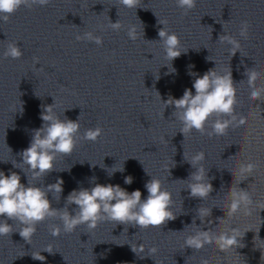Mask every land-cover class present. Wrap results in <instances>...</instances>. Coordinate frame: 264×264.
Instances as JSON below:
<instances>
[{"label":"water","instance_id":"obj_1","mask_svg":"<svg viewBox=\"0 0 264 264\" xmlns=\"http://www.w3.org/2000/svg\"><path fill=\"white\" fill-rule=\"evenodd\" d=\"M158 19L166 20V27L188 49L171 65L158 41V31L164 27ZM118 20L121 30L108 27L110 21ZM244 20L251 26L248 39L239 35ZM133 25L138 33L143 31L135 42L126 34ZM86 31L102 36L103 45L75 39ZM224 31L241 45L232 57L231 46L218 41ZM12 41L22 49L19 59L3 56ZM34 57L39 58L35 68ZM215 67L218 72L230 67L238 89L236 112L247 115L248 122L230 128L226 136L209 138L193 131L184 138L180 121L172 116L175 107L165 108L161 102L169 96L181 98L186 88L195 94V77L189 72L202 76ZM253 67L264 72V0H197L187 15L175 0H141L136 9L120 5L119 0H52L47 6H22L7 23L0 21V171L17 172L25 185L32 180L26 165L14 168L12 162L22 163L20 153L43 123V106L53 104L55 98L60 118L80 116L81 127L72 154L58 155L54 171L32 180L44 187L58 178L64 181L60 195L48 193L52 207L63 209L71 191L94 183L118 184L129 193L139 189L146 199L144 185L155 177L172 193L176 215L161 228L140 230L104 222L91 231L86 225L71 234L62 230L59 237L50 234L49 225L62 228L61 221L49 218L37 225L31 244L19 235L20 225L9 220L15 231L0 237V264H200L212 246L198 252L183 248L185 237L196 230L193 220L209 230L218 225L217 218H226L220 208L223 197L241 179L233 173L239 162L255 160L264 141V119L260 118H264V101L249 99L246 82L245 73ZM262 83L264 77L257 85ZM96 126L103 128L96 142L82 139L86 129ZM199 151L206 154L203 163L214 189L207 200L191 197L187 188L189 175L196 169L184 153L190 159ZM122 168L123 172L116 171ZM108 171L116 172L110 177ZM126 176L133 177L131 185L124 183ZM67 207L74 214L76 205ZM199 207L212 209L203 224L197 216ZM142 243L145 251L137 255L131 244ZM49 246L52 253L44 251ZM151 246L158 249L153 256L148 255ZM39 252L44 261L32 258Z\"/></svg>","mask_w":264,"mask_h":264},{"label":"clouds","instance_id":"obj_2","mask_svg":"<svg viewBox=\"0 0 264 264\" xmlns=\"http://www.w3.org/2000/svg\"><path fill=\"white\" fill-rule=\"evenodd\" d=\"M51 2L52 0H0V21L7 23L22 6L31 9L33 6H47ZM175 2L176 6L183 10L184 15H187L197 5V0H175ZM119 4L128 9H136L140 6L141 0H119ZM158 23L164 25L158 31V41L163 47L164 58L171 65L173 60L180 57L182 53H186L188 49L184 50L179 36L166 27V20L158 19ZM108 27L113 31H119L122 24L120 20L115 23L110 21ZM250 27L247 20L241 21L239 35L248 39ZM224 33L219 36L218 41L231 46L229 54L232 57L239 51L241 45L233 35L225 31ZM126 34L131 41L135 42L141 35L143 36V31L138 33L137 28L133 25L127 29ZM75 39L92 42L97 46L103 45V37L95 35L91 31L77 34ZM22 55V49L17 42L7 43L3 53L5 58L19 59ZM207 59L211 60L209 57ZM37 64H39V58L34 57L33 67L35 68ZM36 70L42 71L43 69ZM170 71L175 72V69L171 68ZM189 75L195 77L192 84L195 94L191 89L186 88L181 98L176 99L169 96L166 101L161 102L157 92L159 100L165 105V108L175 107L172 116L175 117V120L180 121L182 125L180 132L184 138L193 131L207 135L209 138L222 137L228 134L230 128H239L247 124L248 116L236 112L239 104L238 89L230 67L227 72H218L215 67L207 70L202 76L195 72H189ZM245 75L247 76V85L251 89L249 99L253 102L264 101V83L257 85V81L264 77V72L253 67L248 69ZM55 105L54 98L53 104L43 106L40 115L43 123L40 128L34 130L29 146L20 153L22 163L12 162L14 168L23 169L22 166L26 165L32 180L44 178L54 171V162L57 156H70L78 143V133L81 127L80 116L77 120L67 117L61 119L55 111ZM257 108L259 107L257 106ZM256 114L260 116V110ZM249 115L252 113L250 112ZM260 118L264 119L261 116ZM102 134L103 128L96 126L86 129L82 139L96 142ZM184 158L196 169L190 173L187 180L189 181L187 188L190 189V196L207 200L214 189L203 163L206 160L205 152L199 151L190 159L184 153ZM259 168L260 164L257 161L249 160L238 163L237 172L232 173L235 179L237 175L241 179L239 183H234L224 195V205L220 207L226 212V218H217L218 225L215 228H209V230L198 227L194 219L191 226H194L196 230L185 237L183 248H192L198 252L206 246L214 245L219 252L227 254L230 251L237 253L238 247H244L240 243V238L250 229L242 232L240 226L226 222L237 217L240 219L251 217L253 213H257L259 216V211L264 210V195L254 199L256 197L254 183L249 186V189L238 187L240 182L249 176L255 177ZM123 170L122 168L116 171L123 172ZM167 170L169 171V169ZM116 171H108L109 176L111 177ZM96 179L93 177V182ZM32 180L28 179V183L25 185L21 183V176L17 172L10 171V174L6 175L4 171H0V237L10 236L15 231L13 224L8 223L9 220L20 225L19 235L31 244L32 238L37 232V225L49 218H58L62 223V228L58 224L49 225V231L53 237H59L62 230L64 233L71 234L81 225H86L87 229L91 231L95 230L100 223L114 222L115 225H132L138 226L140 230H146L151 227L161 228L168 221L176 219V215L172 211V193L163 187L160 179L155 177H152L144 185L148 193L146 199H142L139 189L129 193L118 184L94 183L93 187L71 191L66 197V206L63 209L52 207L48 198L49 192L59 195L63 192L64 181L62 179L58 178L55 183L49 184L47 187L37 186ZM124 183L131 185L133 177L126 176ZM73 204L76 205L74 214L70 213L67 207ZM211 215V208L199 207L197 210V216L202 224ZM207 223L210 225L212 221L207 220ZM256 239L259 237L257 236ZM131 249L137 255L145 251L143 243L139 246L131 244ZM44 251L52 253L50 246ZM157 251L156 246H151L148 249V255L153 256ZM32 258L40 261L45 260L40 252L32 254ZM261 259H264V255ZM200 264H212V258L202 257Z\"/></svg>","mask_w":264,"mask_h":264}]
</instances>
